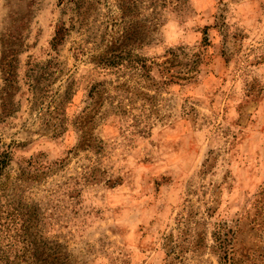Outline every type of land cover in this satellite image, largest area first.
I'll return each mask as SVG.
<instances>
[{
  "label": "rangeland",
  "instance_id": "rangeland-1",
  "mask_svg": "<svg viewBox=\"0 0 264 264\" xmlns=\"http://www.w3.org/2000/svg\"><path fill=\"white\" fill-rule=\"evenodd\" d=\"M11 44L0 264H264V0H0V95Z\"/></svg>",
  "mask_w": 264,
  "mask_h": 264
},
{
  "label": "trees",
  "instance_id": "trees-1",
  "mask_svg": "<svg viewBox=\"0 0 264 264\" xmlns=\"http://www.w3.org/2000/svg\"><path fill=\"white\" fill-rule=\"evenodd\" d=\"M123 7H124V3H123ZM65 31H66V27L64 25L60 24L57 26L56 31H55V36L53 38L54 46L58 45L64 39ZM16 54H17L16 49L11 44L7 46L5 50H3V53L1 56V69L4 74L5 86L3 87V91L0 97L2 99L1 110L4 113L10 112V108H11L10 107L11 105L10 89L14 87V84L16 82V77H17V70L15 69L16 68L15 66L16 65ZM40 68L43 69V67H40ZM7 163L8 162L5 159L0 161V172L4 170ZM1 215L2 214L0 212V239L4 240V238L11 236L9 235L10 234L9 231L14 226L13 225L14 220H13V217L9 218L10 220H8L7 216H5L4 221H3V217Z\"/></svg>",
  "mask_w": 264,
  "mask_h": 264
}]
</instances>
